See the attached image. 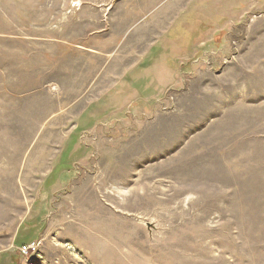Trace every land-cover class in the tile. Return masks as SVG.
Returning a JSON list of instances; mask_svg holds the SVG:
<instances>
[{
	"label": "rangeland",
	"instance_id": "rangeland-1",
	"mask_svg": "<svg viewBox=\"0 0 264 264\" xmlns=\"http://www.w3.org/2000/svg\"><path fill=\"white\" fill-rule=\"evenodd\" d=\"M0 264H264V0H0Z\"/></svg>",
	"mask_w": 264,
	"mask_h": 264
},
{
	"label": "built area",
	"instance_id": "built-area-1",
	"mask_svg": "<svg viewBox=\"0 0 264 264\" xmlns=\"http://www.w3.org/2000/svg\"><path fill=\"white\" fill-rule=\"evenodd\" d=\"M36 250H38V247L35 243H30L28 245H23L19 249V253L22 255V257L35 255Z\"/></svg>",
	"mask_w": 264,
	"mask_h": 264
},
{
	"label": "bare ground",
	"instance_id": "bare-ground-1",
	"mask_svg": "<svg viewBox=\"0 0 264 264\" xmlns=\"http://www.w3.org/2000/svg\"><path fill=\"white\" fill-rule=\"evenodd\" d=\"M24 148V147H23ZM2 176V175H1ZM16 188V187H15Z\"/></svg>",
	"mask_w": 264,
	"mask_h": 264
}]
</instances>
